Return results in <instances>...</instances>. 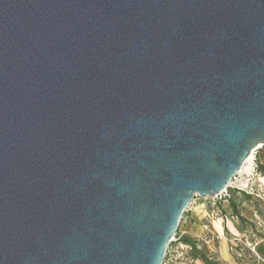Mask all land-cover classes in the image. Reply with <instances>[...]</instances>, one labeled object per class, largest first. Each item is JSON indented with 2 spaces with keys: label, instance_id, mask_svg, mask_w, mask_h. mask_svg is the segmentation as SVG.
Masks as SVG:
<instances>
[{
  "label": "water",
  "instance_id": "1",
  "mask_svg": "<svg viewBox=\"0 0 264 264\" xmlns=\"http://www.w3.org/2000/svg\"><path fill=\"white\" fill-rule=\"evenodd\" d=\"M258 146L264 0H0V264H162Z\"/></svg>",
  "mask_w": 264,
  "mask_h": 264
},
{
  "label": "rangeland",
  "instance_id": "2",
  "mask_svg": "<svg viewBox=\"0 0 264 264\" xmlns=\"http://www.w3.org/2000/svg\"><path fill=\"white\" fill-rule=\"evenodd\" d=\"M251 172L242 176L241 190L228 188V196L193 198L162 264H264V146Z\"/></svg>",
  "mask_w": 264,
  "mask_h": 264
},
{
  "label": "built area",
  "instance_id": "3",
  "mask_svg": "<svg viewBox=\"0 0 264 264\" xmlns=\"http://www.w3.org/2000/svg\"><path fill=\"white\" fill-rule=\"evenodd\" d=\"M257 149H258V148H256V149H255V152L253 153V161H254V159H255V155H256V151H257ZM246 164H247V163H245V165L243 166V168L240 169V170L238 171V173L236 174V176H234V177L232 178V180L229 182V186H228V188H235V189H240V190H241L239 184L241 183L242 176L245 175V174H247V172H246V167H247V165H246ZM228 188H226L223 192H221L220 194H218V195L215 196V197H218V196H228ZM174 236H175V235H174ZM172 240H175V238L173 237Z\"/></svg>",
  "mask_w": 264,
  "mask_h": 264
},
{
  "label": "bare ground",
  "instance_id": "4",
  "mask_svg": "<svg viewBox=\"0 0 264 264\" xmlns=\"http://www.w3.org/2000/svg\"><path fill=\"white\" fill-rule=\"evenodd\" d=\"M259 148V146L257 147ZM255 152V149L249 154V156L247 157L246 161L244 162V164L242 165V167L240 169L243 168V166L245 165V163H247V167H246V172L251 174L252 172V164H253V153Z\"/></svg>",
  "mask_w": 264,
  "mask_h": 264
},
{
  "label": "trees",
  "instance_id": "5",
  "mask_svg": "<svg viewBox=\"0 0 264 264\" xmlns=\"http://www.w3.org/2000/svg\"><path fill=\"white\" fill-rule=\"evenodd\" d=\"M231 207L234 208V203L231 204ZM179 241L189 244L191 246V248H195V244L186 236H181L179 238ZM206 264H211L208 260H204Z\"/></svg>",
  "mask_w": 264,
  "mask_h": 264
}]
</instances>
